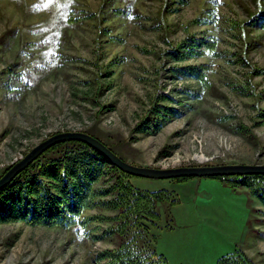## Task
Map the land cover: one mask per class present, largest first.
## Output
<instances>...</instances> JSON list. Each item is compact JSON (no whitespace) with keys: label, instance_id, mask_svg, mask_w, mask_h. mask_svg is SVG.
<instances>
[{"label":"rangeland","instance_id":"obj_1","mask_svg":"<svg viewBox=\"0 0 264 264\" xmlns=\"http://www.w3.org/2000/svg\"><path fill=\"white\" fill-rule=\"evenodd\" d=\"M166 1L0 0V176L50 134L87 128L138 165L264 163V27L246 22L259 0ZM188 35L215 37L216 54L173 60L166 50ZM195 63L208 64L206 85L173 70ZM157 94L179 115L135 130ZM129 180L176 198L157 202L155 225L144 221L168 264H215L238 251L264 264V204L245 185ZM109 223L0 222V264H96L95 253L118 242L102 234Z\"/></svg>","mask_w":264,"mask_h":264},{"label":"trees","instance_id":"obj_2","mask_svg":"<svg viewBox=\"0 0 264 264\" xmlns=\"http://www.w3.org/2000/svg\"><path fill=\"white\" fill-rule=\"evenodd\" d=\"M257 3L259 9L251 13L246 21L252 28L264 27V4L261 0ZM165 4L166 9L169 0ZM113 11L124 14L126 8L115 7ZM88 15L94 14L91 12V15L90 13ZM76 19L68 17L70 22ZM244 28L242 24V33H245ZM215 43V37L211 35L209 37L188 35L178 46L167 49L166 53L175 61L195 54L207 52L216 54ZM205 64H186L176 66L173 70L183 76L194 77L202 85H206L208 79L205 77V70L208 69V64ZM96 90L95 88V92ZM164 98L165 95L154 96L146 115L136 123L135 130L155 131L164 122L179 115V110L163 103ZM92 100H95L94 97ZM263 113L264 109H259L257 114L263 115ZM83 131L97 137L121 158L127 160L90 128ZM129 176L131 174L111 164L83 141L57 142L42 151L0 188V222L23 220L31 225L70 228L85 227L93 220L109 221L102 234H115L118 236V242L113 247H105L97 251L94 255L96 264H168L165 256L156 250L155 234L150 233L144 221L147 220L150 225H155L160 216L157 202L166 200L168 205L172 206L176 198L166 189L137 188L131 183ZM209 177H217L232 187L245 185L248 193L261 199L264 204V174ZM187 178L189 177L180 176L173 179ZM100 181H105L108 185H101ZM96 207L114 211V214L85 212ZM215 264H257V262L243 251H238L219 256Z\"/></svg>","mask_w":264,"mask_h":264},{"label":"water","instance_id":"obj_3","mask_svg":"<svg viewBox=\"0 0 264 264\" xmlns=\"http://www.w3.org/2000/svg\"><path fill=\"white\" fill-rule=\"evenodd\" d=\"M65 140H80L98 151L111 164L131 175L148 178H174L180 176H216L230 174H264V163H221L210 165H177L154 167L138 165L121 158L97 137L82 130H63L50 134L34 144L20 159L15 161L1 176L0 188L49 146Z\"/></svg>","mask_w":264,"mask_h":264}]
</instances>
